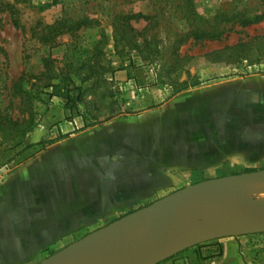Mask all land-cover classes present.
I'll list each match as a JSON object with an SVG mask.
<instances>
[{"label": "rangeland", "instance_id": "374dc122", "mask_svg": "<svg viewBox=\"0 0 264 264\" xmlns=\"http://www.w3.org/2000/svg\"><path fill=\"white\" fill-rule=\"evenodd\" d=\"M172 1L181 2L184 8L192 7L204 16H211L218 7L230 3V0H0V47L8 58L7 85L23 71L41 70L44 57L51 58L55 67L69 61L73 67H79L103 32L107 44L101 50L113 66V71L105 76L112 84L116 102L114 112L109 113V98L100 99L94 92L86 96V104L67 107L66 101L50 96L49 89H44L36 103L38 120L34 128L19 138L21 144L16 147L13 141L0 144V264L1 260L37 264L92 232L72 230L60 237L58 245L41 246L38 252V247L31 246L44 239L43 234H49L46 228L63 223L65 215L59 212L75 206L81 184L89 195L98 187L92 181L95 178L91 179L97 174L93 169L104 172L106 183L107 176L121 177L120 168L113 165L118 159L128 158V163L137 164L136 168L131 166L132 170H144L134 176L146 179V199L139 203L143 206L190 184L264 170L257 159L259 131L264 130V125L258 123L264 104L257 100V89L264 92L263 85L258 84V75L264 74V58L231 65L211 62L205 57L207 52L233 44L246 33L261 34L264 21L245 32H230L221 40L184 43L179 52L190 58L181 66L170 68L168 73L163 69L162 59L150 62L135 51L114 49L111 27L114 14H153L162 7L167 10ZM62 16H86L92 24L44 42L48 26ZM167 16L165 11L160 23L162 37L185 27L181 17L168 21ZM13 19L20 27L13 24ZM132 24L139 30L144 26L142 21ZM164 58L168 62L171 59L168 53ZM16 104L17 100L11 101L6 90H0V111L13 114L17 111ZM226 105L232 112L224 110ZM167 144L170 151H164L163 155L162 148ZM21 148L24 149L17 154ZM154 149L159 150L158 156ZM179 157L186 159L174 165ZM163 158L169 159L170 165L156 166L154 161ZM93 161L101 165L99 169L86 166ZM80 173L91 175L90 181L84 182L83 176L78 182ZM150 180L154 181L151 189ZM181 214L185 215L171 213ZM221 238L194 244L159 264L170 261L213 264L221 256L220 248L214 249Z\"/></svg>", "mask_w": 264, "mask_h": 264}, {"label": "trees", "instance_id": "16d2710c", "mask_svg": "<svg viewBox=\"0 0 264 264\" xmlns=\"http://www.w3.org/2000/svg\"><path fill=\"white\" fill-rule=\"evenodd\" d=\"M264 0H230L229 6L218 7L211 16L196 13L192 7L184 8L181 2H171L169 8L162 7L153 14L119 12L112 16V41L117 52L135 51L142 54L144 59L153 62L164 60L163 69L168 70L181 66L190 58L180 54L179 48L184 43H198L221 40L230 32H245V29L264 21ZM249 2V5H248ZM240 4H243L240 7ZM165 11L168 21L175 17L184 19L182 30L167 32L160 36V24L164 20ZM14 13V12H13ZM162 17V19L160 18ZM180 18V19H181ZM133 22H144V26L136 29ZM17 27L16 19L12 20ZM92 20L86 16H62L48 26L44 42L66 33L76 32L89 27ZM107 44L103 32L99 40L91 48V54L85 58L79 67L65 64L55 67L51 58L42 59V68L36 73L21 72L7 85V53L0 47V90H6L13 101L17 100L16 112L13 114L0 111V144L15 142L30 132L37 123L36 103L39 94L49 89V95L66 101L67 107L72 104H86V96L97 92L100 99L109 98L108 112H114V90L106 74L113 71L112 62L102 52V46ZM168 53L170 61L164 58ZM208 61L237 64L242 61L250 63L264 58V31L261 34L239 36L233 44H227L213 49L205 54ZM167 61V62H166ZM168 66V67H167ZM77 81V82H76ZM186 84V81L182 83ZM21 148L17 151H22ZM16 155V154H15Z\"/></svg>", "mask_w": 264, "mask_h": 264}, {"label": "water", "instance_id": "95a60500", "mask_svg": "<svg viewBox=\"0 0 264 264\" xmlns=\"http://www.w3.org/2000/svg\"><path fill=\"white\" fill-rule=\"evenodd\" d=\"M260 173H264V170L208 179L179 188L88 233L37 264H158L197 243L264 232V211L260 210L256 198L250 197L249 202L243 204L232 195H225L207 185L226 177H249ZM179 207L197 210V232H189L172 222L171 210ZM205 215L209 218H202ZM210 215L219 220H214L215 224L205 225L206 220H213ZM133 216L140 220L141 251L135 259L116 262L110 259L107 238L117 226ZM215 225L227 230L212 233Z\"/></svg>", "mask_w": 264, "mask_h": 264}, {"label": "crops", "instance_id": "0c3cea01", "mask_svg": "<svg viewBox=\"0 0 264 264\" xmlns=\"http://www.w3.org/2000/svg\"><path fill=\"white\" fill-rule=\"evenodd\" d=\"M258 82V84L263 85L264 88V74L258 75ZM257 93L258 102L264 104V92H258L257 89ZM254 95L256 96L257 94ZM228 107L229 106L225 107L224 110L230 112L231 110H229V108L231 107ZM180 114L181 113L178 114V117L181 116ZM258 118V123L263 126L264 112L261 113ZM178 127H180V125H178ZM173 129L175 130L177 127H174ZM178 132L180 131L178 130ZM167 133H169V130ZM259 134L261 138L258 140L257 154H260V157L257 159L261 161L259 164L264 165V130L262 132L259 131ZM166 150L170 151V148L168 149V144L163 146L162 154ZM154 151L156 156H158V153H160L159 150L154 149L153 152ZM153 152L152 154L154 155ZM184 159L186 158H176L174 165H179L181 160ZM127 160L128 158H121L116 161V164H113L116 168H120L121 177L116 176V178L114 176H107L109 180L107 182L108 184L105 181L106 176L103 175L104 172L93 169H99L101 166L99 163L93 161V163L90 162L86 164V166H89L93 169L94 173L97 172V174H95L96 176L92 177L89 174L80 173L78 175L79 180L77 181L80 182L84 176V182H87L90 181V178L92 177L91 179L95 178V180H92L93 183H95L98 187H96L95 190L90 193L91 195H89L85 193L87 192V189H85L81 184V187L77 192L78 196H76L77 203L75 206L72 205L71 210L68 208L66 211L62 210L59 212L60 215H65V218H62L63 223L53 226V229L50 228L48 230L46 228V232L49 234H43L42 236L44 239L36 240L35 242L31 243V246H36V248L38 247L36 249L37 252L40 250L41 246H56L58 245L60 237L72 230L84 229L95 231L118 220L122 216L143 207V205H140L139 203L146 199V179L143 178L142 180H139L134 176L139 173L142 174L144 170L141 168L136 171L132 170L131 166L136 168L137 164L135 162L128 163ZM154 162L156 166L159 167H164V165L168 167L170 165L169 159L165 160L164 158L155 160ZM84 167L85 164H81V168L83 169ZM89 183L90 182H88V184ZM148 183H150L151 189L153 187L154 181L150 180ZM262 190H264V188ZM91 199L94 201L92 202ZM68 215H72V217H68ZM17 228H19L18 224ZM108 238H110V236ZM23 242L25 243L24 239ZM217 247L220 248L221 256L218 258V261L214 262L213 264H264V232L240 235L236 237L226 236L224 238L218 239L214 249L216 250ZM35 254L37 253L35 252ZM4 263L11 264L9 260H1V264ZM162 264H173V262L170 261Z\"/></svg>", "mask_w": 264, "mask_h": 264}, {"label": "bare ground", "instance_id": "6f19581e", "mask_svg": "<svg viewBox=\"0 0 264 264\" xmlns=\"http://www.w3.org/2000/svg\"><path fill=\"white\" fill-rule=\"evenodd\" d=\"M210 188L220 191L225 195H232L243 204H247L250 197H254L260 205V210L264 211V173L252 175L249 177H227L218 181L209 182L207 184ZM260 188V189H258ZM181 212L185 215H171L172 222L180 228L189 232H197L199 230L197 219L199 217L197 210L185 209L182 207L174 208L171 213ZM213 219L212 215H210ZM202 218H209L208 215ZM219 219L214 218L212 221H205V225L215 224ZM228 228V225H225ZM212 233H221L227 229L215 225ZM226 229V230H225ZM107 238L109 251L111 253L110 259L117 261H127L135 259L141 251L140 238V220L133 216L125 220L117 226L113 233ZM110 264H114L111 262Z\"/></svg>", "mask_w": 264, "mask_h": 264}]
</instances>
